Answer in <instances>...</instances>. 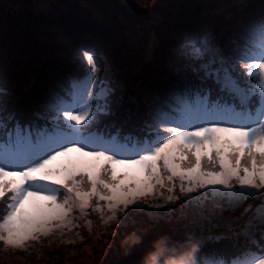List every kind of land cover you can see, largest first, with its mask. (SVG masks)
<instances>
[{
    "label": "snow or ice",
    "instance_id": "1",
    "mask_svg": "<svg viewBox=\"0 0 264 264\" xmlns=\"http://www.w3.org/2000/svg\"><path fill=\"white\" fill-rule=\"evenodd\" d=\"M211 7L226 23L146 38L155 72L135 86L103 44L0 14V242L23 249L98 213L118 222L113 264H264V0ZM37 43L67 57L38 92L17 75L18 48Z\"/></svg>",
    "mask_w": 264,
    "mask_h": 264
},
{
    "label": "rangeland",
    "instance_id": "2",
    "mask_svg": "<svg viewBox=\"0 0 264 264\" xmlns=\"http://www.w3.org/2000/svg\"><path fill=\"white\" fill-rule=\"evenodd\" d=\"M55 0H50L54 2ZM114 5L110 4L109 9H104L101 4L92 0L89 5L91 11H94L96 21H103L106 31L104 38L97 42L103 44L110 52L116 69L122 72L124 66L125 76L135 71L141 62L137 59V54L143 56L145 40L149 35H155L160 42L164 41L165 35L168 34L172 22H176L182 16L186 19H198L201 22L214 20L217 23H226L225 18L211 7L212 0H112ZM257 3L259 0H255ZM0 13L7 12L10 14L11 22H17L20 28L29 29L35 34L34 28L28 27L27 20L30 22L33 16V10L30 8H13V4H26L27 0H0ZM62 3V2H61ZM85 3V2H84ZM87 3H85L86 5ZM174 4V5H173ZM201 5V12H197L196 6ZM3 14V13H2ZM40 22L51 24L55 23L59 11H50L46 16L44 13ZM202 14V15H201ZM5 15V13H4ZM6 16V15H5ZM78 16V15H77ZM179 16V17H178ZM77 20L85 18L86 15L80 13ZM170 17L173 20L170 21ZM48 18V19H46ZM26 20V21H25ZM9 24V19H8ZM79 24L77 26H84ZM169 28V29H168ZM65 32L69 33L67 30ZM128 31V32H127ZM40 53L45 55L52 50L56 44L37 43ZM163 45V43H161ZM32 49L33 44H26ZM122 46L127 47V54L124 53ZM34 49L36 47L34 45ZM53 54V52H51ZM124 54V57H123ZM56 57L65 59L66 55L62 51L55 53ZM118 58L124 60L121 61ZM23 64H19L20 71L17 75L22 74ZM138 70V69H137ZM131 83V82H130ZM133 86V85H132ZM3 205L0 204V211ZM91 221V224L88 223ZM78 228L69 231L64 229L63 232L57 231L48 237H41L39 242L29 241L23 249L14 248L0 242V264H104L113 262L119 254L112 253L109 257L108 252L113 245V235L118 228L117 221L104 223L98 213H90L87 217H82L77 221ZM124 235L116 243H122ZM30 247H32L30 249Z\"/></svg>",
    "mask_w": 264,
    "mask_h": 264
},
{
    "label": "trees",
    "instance_id": "3",
    "mask_svg": "<svg viewBox=\"0 0 264 264\" xmlns=\"http://www.w3.org/2000/svg\"><path fill=\"white\" fill-rule=\"evenodd\" d=\"M99 4L102 5L104 9H109L108 7L110 4L114 5L112 0H95ZM62 2V3H61ZM87 3L85 5V3ZM1 3V2H0ZM27 3V2H26ZM54 7L52 8V11H59L58 16L55 20V26L64 30H67L70 35V37L73 39L74 42H81L86 40H92L97 42V36L98 38H104V32L106 31V27L103 24V21H96V16H94V11H91L89 8V5L92 4V0H55L54 2H51ZM253 3H257L255 0H253ZM174 5V4H173ZM27 8V7H26ZM2 7H0V10ZM197 12H201V5L198 4L196 6ZM30 8V12H31ZM3 15L8 17L9 19V27L10 28H20L21 24L19 25L17 22H11L10 14L7 12H2ZM0 13V14H2ZM80 13L85 14L86 17L77 20V18L80 15ZM43 15V14H42ZM42 15L40 16L39 13L33 11V16L31 18V21H26L28 23V27H35L38 25V23L41 24L40 28H34V32H41V31H48L50 26L52 25L51 22L43 23L40 22L43 18ZM78 15V16H77ZM202 15V14H201ZM48 16V15H46ZM179 17V16H178ZM48 19V18H46ZM173 20L172 17H170V21ZM201 21L198 19L189 20L186 19V16H182L179 18L176 22H172V24L167 25L170 26L171 30L169 29L168 34L165 35V38H163L164 41L161 43L165 44L167 41L171 38L172 34L183 27L188 26H195L199 24ZM85 24L84 26H77L79 24ZM224 22H220V24H223ZM29 30V29H28ZM32 32V31H30ZM128 32V31H127ZM34 45L36 47V50L34 49ZM52 44L50 48H52ZM39 47L38 44H33L32 49H29L26 44H22L17 51V71H20L19 64H23V67L26 66V68L21 69L22 74L18 75V79L22 86H28L31 85V89L33 91H39L42 88L43 82L48 77L49 74H54L60 72L64 67L67 65V57L65 59H61L60 57H56L55 53L62 51V46L59 44H56L55 47L48 51V53L45 55L44 53H40L37 49ZM123 51L125 54H127V47H123ZM53 52V54H51ZM66 55V54H65ZM124 57V54H123ZM137 59H139V62H141V67L138 66V70L128 73V78L133 86H135L136 82L138 80H147L149 77H151L155 72V64L149 65L144 63L143 56L138 53ZM119 60L123 61L122 58H118ZM123 71H124V66ZM122 71V72H123ZM122 72H119L120 74ZM125 75V73L123 74ZM35 243V242H34ZM118 244V243H117ZM120 244V243H119ZM118 244V245H119ZM32 247H30L31 249ZM115 254H119L118 251H113ZM108 260H113L112 258ZM115 261V260H114ZM108 264H113V262H110Z\"/></svg>",
    "mask_w": 264,
    "mask_h": 264
}]
</instances>
